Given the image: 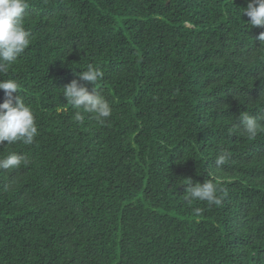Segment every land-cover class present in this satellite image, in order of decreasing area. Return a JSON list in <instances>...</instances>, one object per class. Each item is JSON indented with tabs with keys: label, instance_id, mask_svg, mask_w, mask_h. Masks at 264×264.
Here are the masks:
<instances>
[{
	"label": "trees",
	"instance_id": "trees-1",
	"mask_svg": "<svg viewBox=\"0 0 264 264\" xmlns=\"http://www.w3.org/2000/svg\"><path fill=\"white\" fill-rule=\"evenodd\" d=\"M248 2L28 0L31 43L0 80H17L38 136L0 144L31 161L0 170V264H264V133H229L264 116ZM88 64L103 125L62 94ZM188 179L222 203L189 205Z\"/></svg>",
	"mask_w": 264,
	"mask_h": 264
},
{
	"label": "clouds",
	"instance_id": "clouds-1",
	"mask_svg": "<svg viewBox=\"0 0 264 264\" xmlns=\"http://www.w3.org/2000/svg\"><path fill=\"white\" fill-rule=\"evenodd\" d=\"M28 0H0V73H6L11 64L28 48L31 43V32L25 27L26 10L29 8ZM242 14L246 15L251 27L264 28V0H249L246 8H242ZM257 39L260 47L264 48V32ZM78 79H73L62 89V94L73 109H76L74 119L83 122V113L90 114L99 124L103 125L112 115V107L109 101L100 94L95 87L90 91L87 84L93 86L103 79V71L88 64L86 70L78 74ZM20 85L15 79L0 80V90L5 93L6 99L0 103V144L7 142V146L16 143L31 145L38 136V127L32 108L24 102L20 93ZM239 124L229 133L240 131L249 139H254L259 133H264V116H252L247 112L238 117ZM231 159V154L222 150L215 158V166L219 170ZM31 163L29 158L17 152H10L0 157V170H17L21 166ZM183 199L191 205L193 201H206L209 205H220L217 185L211 180L193 184L191 179L185 184ZM196 216L201 215L202 209L194 208Z\"/></svg>",
	"mask_w": 264,
	"mask_h": 264
}]
</instances>
